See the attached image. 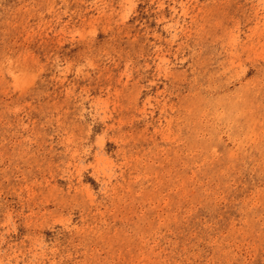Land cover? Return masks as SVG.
<instances>
[{
	"label": "rangeland",
	"instance_id": "1",
	"mask_svg": "<svg viewBox=\"0 0 264 264\" xmlns=\"http://www.w3.org/2000/svg\"><path fill=\"white\" fill-rule=\"evenodd\" d=\"M0 264H264V0H0Z\"/></svg>",
	"mask_w": 264,
	"mask_h": 264
}]
</instances>
